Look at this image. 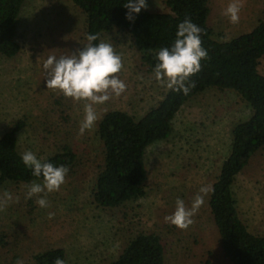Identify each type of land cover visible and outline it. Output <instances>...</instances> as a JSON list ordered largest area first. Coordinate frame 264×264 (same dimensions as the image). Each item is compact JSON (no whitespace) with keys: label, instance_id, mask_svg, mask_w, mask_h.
<instances>
[{"label":"rangeland","instance_id":"rangeland-1","mask_svg":"<svg viewBox=\"0 0 264 264\" xmlns=\"http://www.w3.org/2000/svg\"><path fill=\"white\" fill-rule=\"evenodd\" d=\"M231 0H209V24L217 40H228L249 31L262 15L264 0H239V20L224 15ZM146 9L167 11L164 0H146ZM16 40L19 53L0 57V136L22 119L18 150H31L37 158L68 143L77 152L75 167L53 192L26 197L30 184L0 186V264H34L33 255L51 247L65 251L63 264H110L126 242L140 232H154L165 245L166 264H229L204 203L180 229L164 217L180 198L191 207L199 189L211 185L228 153L231 130L250 117L245 102L232 90L209 89L186 102L173 119L168 139L146 150V195L124 206L102 209L91 200V191L102 164V144L96 130L107 110L126 111L136 119L156 105L167 88L140 60L131 37L115 29L101 41L121 56L123 67L115 75L126 89L94 105L98 119L79 135L84 101L64 97L44 83L43 59L71 55L87 44L84 15L71 0H25L19 16ZM264 75V57L258 66ZM42 183V181H36ZM237 208L248 229L264 235V149L237 175L233 186ZM11 200H6L5 193ZM48 201L41 208L39 197ZM49 213H52L49 216Z\"/></svg>","mask_w":264,"mask_h":264},{"label":"trees","instance_id":"trees-1","mask_svg":"<svg viewBox=\"0 0 264 264\" xmlns=\"http://www.w3.org/2000/svg\"><path fill=\"white\" fill-rule=\"evenodd\" d=\"M71 1L84 15L85 39L94 33L98 40L92 43H98L104 33L121 30L131 37L149 71H153L155 53L172 43L177 24L185 19L202 29L201 44L207 50L200 71L190 77L195 86L187 95L167 89L162 99L138 119L119 109L103 113L96 130L102 144V164L91 191L92 202L112 209L144 197L147 148L168 139L173 119L190 99L213 88L232 90L251 114L231 130L229 150L210 185L207 207L223 258L229 264H264V235L251 232L241 219L233 190L237 175L264 149V75L258 69L264 57V10L249 31L217 40L209 24V0H164L167 11L142 8L131 20L125 18L127 0ZM24 2L0 0V57L12 58L20 51L16 35ZM25 125L24 120H16L0 136V186L42 181V177L32 176L20 159L17 134ZM38 159L64 165L69 172L78 157L74 147L64 143ZM65 256L62 247H51L34 254L33 260L34 264H56L58 259L64 262ZM110 264H166L165 245L158 234L140 232L126 242Z\"/></svg>","mask_w":264,"mask_h":264},{"label":"clouds","instance_id":"clouds-1","mask_svg":"<svg viewBox=\"0 0 264 264\" xmlns=\"http://www.w3.org/2000/svg\"><path fill=\"white\" fill-rule=\"evenodd\" d=\"M146 0H127L124 7L128 9L125 18L131 20L133 13L145 8ZM239 0H231L224 10L230 22L239 20ZM202 29L190 19L179 22L175 37L169 46L161 47L155 53L153 77L167 89L187 95L195 86L190 77L201 69L200 61L207 57V50L202 47L200 34ZM88 43L76 49L71 55H48L43 59L42 68L45 73V86L58 90L64 97L75 101H84L83 119L80 121L78 133L93 128L98 119L94 105L104 104L110 95L119 96L126 89V84L115 74L123 67L122 59L112 44L106 42L92 43L98 40L96 34H87ZM23 165L31 170L34 177H42V183L33 182L27 188L26 197L47 191L53 192L65 182L68 168L64 165H53L42 162L31 150L24 151L20 156ZM212 191L210 185L202 186L195 196L191 207H186L182 199L177 198L175 209L164 217L166 222L180 229H186L193 223L192 217L204 203L203 194ZM6 200H11L10 193H5ZM36 203L41 208L48 207V201L39 197ZM52 213H49L51 216ZM56 264H63L57 260Z\"/></svg>","mask_w":264,"mask_h":264}]
</instances>
